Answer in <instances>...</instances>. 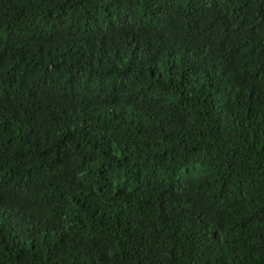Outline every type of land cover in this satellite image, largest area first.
Segmentation results:
<instances>
[{
	"label": "trees",
	"instance_id": "obj_1",
	"mask_svg": "<svg viewBox=\"0 0 264 264\" xmlns=\"http://www.w3.org/2000/svg\"><path fill=\"white\" fill-rule=\"evenodd\" d=\"M0 264H264V0H0Z\"/></svg>",
	"mask_w": 264,
	"mask_h": 264
},
{
	"label": "clouds",
	"instance_id": "obj_2",
	"mask_svg": "<svg viewBox=\"0 0 264 264\" xmlns=\"http://www.w3.org/2000/svg\"><path fill=\"white\" fill-rule=\"evenodd\" d=\"M139 48H141V51H140L141 53H144V51H146L148 49L146 43H142ZM158 48L159 49H163L166 53H168L167 50H166V48L164 47V45H162V44L160 45L159 44L158 45Z\"/></svg>",
	"mask_w": 264,
	"mask_h": 264
}]
</instances>
